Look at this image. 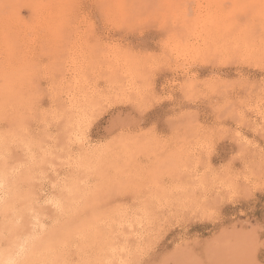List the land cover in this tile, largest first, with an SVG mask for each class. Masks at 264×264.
I'll list each match as a JSON object with an SVG mask.
<instances>
[{"label": "rangeland", "instance_id": "obj_1", "mask_svg": "<svg viewBox=\"0 0 264 264\" xmlns=\"http://www.w3.org/2000/svg\"><path fill=\"white\" fill-rule=\"evenodd\" d=\"M0 6V264H264V0Z\"/></svg>", "mask_w": 264, "mask_h": 264}, {"label": "snow or ice", "instance_id": "obj_2", "mask_svg": "<svg viewBox=\"0 0 264 264\" xmlns=\"http://www.w3.org/2000/svg\"><path fill=\"white\" fill-rule=\"evenodd\" d=\"M116 123L118 124L119 122H116ZM260 131H261V134L264 135V126L261 127ZM236 135L240 136V133L237 132Z\"/></svg>", "mask_w": 264, "mask_h": 264}, {"label": "bare ground", "instance_id": "obj_3", "mask_svg": "<svg viewBox=\"0 0 264 264\" xmlns=\"http://www.w3.org/2000/svg\"><path fill=\"white\" fill-rule=\"evenodd\" d=\"M0 8H2L1 6H0ZM3 144V143H2ZM4 161H5V159H4ZM6 163H4V164H2L1 163V165L2 166H4ZM6 166V165H5ZM2 168V167H1ZM4 169V167L2 168V170ZM4 170H6V168L4 169ZM7 171V170H6ZM6 171H4L5 173H6ZM2 181V180H1ZM2 185V184H1ZM11 186V185H10ZM13 188V187H12ZM13 190V189H12ZM17 194V193H16ZM16 194H14V195H16ZM11 196V195H10ZM15 198V197H14ZM11 200V199H10ZM11 202V201H10ZM34 228V227H33Z\"/></svg>", "mask_w": 264, "mask_h": 264}]
</instances>
